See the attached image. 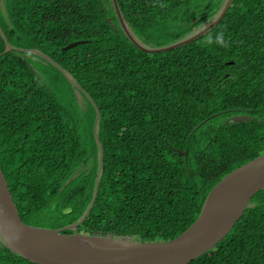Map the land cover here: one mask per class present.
Masks as SVG:
<instances>
[{
  "label": "trees",
  "instance_id": "16d2710c",
  "mask_svg": "<svg viewBox=\"0 0 264 264\" xmlns=\"http://www.w3.org/2000/svg\"><path fill=\"white\" fill-rule=\"evenodd\" d=\"M225 1L115 0L120 22L112 0H0V171L23 223L169 241L264 154V0L158 51ZM0 264L35 263L0 240ZM186 264H264V189Z\"/></svg>",
  "mask_w": 264,
  "mask_h": 264
},
{
  "label": "water",
  "instance_id": "95a60500",
  "mask_svg": "<svg viewBox=\"0 0 264 264\" xmlns=\"http://www.w3.org/2000/svg\"><path fill=\"white\" fill-rule=\"evenodd\" d=\"M112 1L121 22L116 2ZM231 1L226 0L218 17L199 32L158 51L185 44L205 33L219 21ZM3 40L5 52L10 46L4 37ZM78 43L81 41L63 49ZM231 120L246 121L247 116L234 115ZM177 153L185 157L187 151ZM261 189H264V154L226 174L209 191L196 219L178 236L169 241L146 242L127 237L84 235L76 231L77 224L59 229L25 224L19 219L0 171V240L12 253L35 264H186L212 249ZM64 229L72 232L62 233Z\"/></svg>",
  "mask_w": 264,
  "mask_h": 264
},
{
  "label": "rangeland",
  "instance_id": "374dc122",
  "mask_svg": "<svg viewBox=\"0 0 264 264\" xmlns=\"http://www.w3.org/2000/svg\"><path fill=\"white\" fill-rule=\"evenodd\" d=\"M205 26H206V25H205ZM205 26H204V27H205ZM204 27H202V28H204ZM200 30H201V29H196L195 31H193V34H196V33L199 32ZM193 34H191V35H193ZM191 35H190V36H191ZM190 36H189V37H190ZM59 86H60V88H61V90H62V92L60 91L59 94H64V95H66L67 97L70 96V92H68V91L65 92V90L62 89V86H61L60 84H59ZM63 86L65 87V89L68 88V86H66L65 83H63ZM78 99H79L78 102H80L79 95H78Z\"/></svg>",
  "mask_w": 264,
  "mask_h": 264
}]
</instances>
